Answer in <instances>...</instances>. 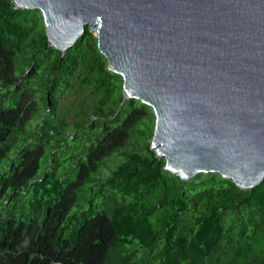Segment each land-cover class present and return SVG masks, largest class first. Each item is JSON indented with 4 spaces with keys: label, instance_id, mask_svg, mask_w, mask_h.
Instances as JSON below:
<instances>
[{
    "label": "trees",
    "instance_id": "16d2710c",
    "mask_svg": "<svg viewBox=\"0 0 264 264\" xmlns=\"http://www.w3.org/2000/svg\"><path fill=\"white\" fill-rule=\"evenodd\" d=\"M73 105L87 115L70 139L88 141L56 177ZM37 107L35 136L11 150ZM152 126L87 27L61 56L36 9L0 0V264H264V178L181 179L149 148Z\"/></svg>",
    "mask_w": 264,
    "mask_h": 264
},
{
    "label": "water",
    "instance_id": "95a60500",
    "mask_svg": "<svg viewBox=\"0 0 264 264\" xmlns=\"http://www.w3.org/2000/svg\"><path fill=\"white\" fill-rule=\"evenodd\" d=\"M12 1L39 12L61 56L87 27L122 97L151 110L165 170L264 178V0Z\"/></svg>",
    "mask_w": 264,
    "mask_h": 264
},
{
    "label": "rangeland",
    "instance_id": "374dc122",
    "mask_svg": "<svg viewBox=\"0 0 264 264\" xmlns=\"http://www.w3.org/2000/svg\"><path fill=\"white\" fill-rule=\"evenodd\" d=\"M63 101L70 102L69 99H67V97ZM59 111H60V108H58L57 114L54 115V118L52 120L53 125H55L57 122V118L59 117V114H60ZM42 113H43L42 107H37V109L35 110V113L24 123V126H23L24 132H23V134H20L17 137V139L14 143V146L12 147L11 150H13L15 147L19 146L24 138H28V139H26L28 141L33 139V137L36 134L34 129H33V123L36 119H38L39 115H42ZM85 115H87L86 111H83V109L78 110L77 105H73L70 107L69 114H68L67 119H66L67 123L61 132L64 134H70L67 137V140H69L73 134L72 129L75 125V121H77L81 117L83 119L84 117H86ZM58 137H60V136L59 135L51 136L49 139L50 143L53 142ZM87 141H88V134L87 133L85 135H82L78 140H76L74 142L71 139L69 140L70 145L68 147V151L65 153V155L60 156L57 159V165H56V171H55L56 177H60L63 175L64 172L70 170V168L74 164L75 156L82 151L83 146L87 144ZM44 146L46 147L49 145H48V143H44ZM9 154L10 153H8L7 156H9ZM47 157H48V149H45L44 155L41 158V166H40L39 171H41L43 166H44V163L42 162V160L47 159ZM0 168H1V166H0Z\"/></svg>",
    "mask_w": 264,
    "mask_h": 264
}]
</instances>
